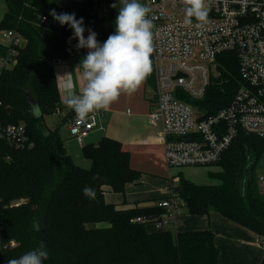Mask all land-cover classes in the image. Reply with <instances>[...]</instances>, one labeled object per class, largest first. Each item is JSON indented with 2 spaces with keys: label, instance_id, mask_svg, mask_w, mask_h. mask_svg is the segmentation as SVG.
<instances>
[{
  "label": "trees",
  "instance_id": "obj_1",
  "mask_svg": "<svg viewBox=\"0 0 264 264\" xmlns=\"http://www.w3.org/2000/svg\"><path fill=\"white\" fill-rule=\"evenodd\" d=\"M6 5L0 33L16 31L25 45L16 67L1 80L0 119L7 124L25 122L33 148L15 150L0 141V264L42 243L48 253L43 264H219L211 231L152 234L132 220L161 215L157 206L119 208L105 203L107 190L123 194L127 184L141 178L131 169L129 154L119 143L103 138L83 147L91 168H81L66 149L62 128L50 130L44 122L46 115L62 110L54 63L67 60L74 50L72 40L69 43L73 30L50 15L52 9L61 13L59 0H6ZM92 11L93 1L82 4L84 26ZM109 35L104 30L97 40L103 43ZM5 53L0 45V57ZM217 65L218 75L200 102L204 117L228 107L244 86L236 54L220 55ZM146 83L154 85V70ZM75 116L70 112L63 125ZM216 166L222 171L209 176L219 180V186H199L180 177L177 192L187 213H217L252 231L264 244V198L258 186L264 142L241 132ZM85 187L93 190L92 198L84 194ZM99 223L107 227L87 228Z\"/></svg>",
  "mask_w": 264,
  "mask_h": 264
},
{
  "label": "built area",
  "instance_id": "obj_2",
  "mask_svg": "<svg viewBox=\"0 0 264 264\" xmlns=\"http://www.w3.org/2000/svg\"><path fill=\"white\" fill-rule=\"evenodd\" d=\"M77 1L83 4L88 0ZM91 1L88 27L98 35L106 30L109 4L120 0ZM145 5L154 25L155 83L149 95L154 111L149 121L160 127L167 166H216L241 132L264 142V0H206L207 21L199 24L195 19L192 24L184 23L186 6L182 0H146ZM0 39L6 50L0 57L1 83L4 74L16 67L25 40L16 31L1 32ZM225 53L236 54L244 86L228 107L204 117L200 102L218 74L217 58ZM75 56L73 50L67 60ZM2 108L0 99V111ZM103 119V110L90 113L84 120L75 116L69 122L72 138L84 146L86 139L101 129ZM0 141L15 150L33 148L26 125L7 124L1 119ZM179 183V178H170L168 198L157 204L161 215L137 217L132 223L154 226L159 231L176 228L186 209L177 192ZM258 186L264 198L262 174Z\"/></svg>",
  "mask_w": 264,
  "mask_h": 264
},
{
  "label": "crops",
  "instance_id": "obj_3",
  "mask_svg": "<svg viewBox=\"0 0 264 264\" xmlns=\"http://www.w3.org/2000/svg\"><path fill=\"white\" fill-rule=\"evenodd\" d=\"M139 2L146 4V0H139ZM59 3L61 13H75L76 18H80L82 4L77 0H71L70 4L59 0ZM114 3L116 8L112 7ZM121 7L122 4L116 1H112L108 6L105 28L109 34L115 32V19ZM88 34L89 32L85 29V38ZM72 42L76 56L71 61L54 63V69L56 79L58 74L60 76L69 74L66 79L79 93L84 81L82 69L77 67L81 59L87 55L88 49H77L78 40L75 38ZM63 83L64 79L57 80L62 106L60 114L65 116V119L68 112H74V110L63 101ZM153 89L154 85H149L145 81L135 92L122 93L116 102L107 110H103L104 119L100 125L101 129H96L84 144V146L96 145L103 138L119 143L123 151L129 154L131 169L141 176L138 183L127 184L123 194L107 190L104 194L107 205L119 208H129L133 205L150 208L156 207L159 202L168 198L167 187L170 178L173 177V169H170L166 163L160 127L151 125L149 121L154 111L149 99ZM66 124L69 127V121ZM64 142L74 162L76 157L80 158V155H83L84 146H80L72 137ZM181 176L184 177L183 174L176 177L180 179ZM147 231L152 234L172 232L175 236L187 232L211 231L215 235V245L220 251L219 264H262L264 259V245L255 233L217 213L203 216H191L185 213L176 228L170 227L165 231H159L154 226H147Z\"/></svg>",
  "mask_w": 264,
  "mask_h": 264
},
{
  "label": "clouds",
  "instance_id": "obj_4",
  "mask_svg": "<svg viewBox=\"0 0 264 264\" xmlns=\"http://www.w3.org/2000/svg\"><path fill=\"white\" fill-rule=\"evenodd\" d=\"M182 2L186 6L185 24H192L193 19L198 24L207 21L206 0ZM120 3L122 7L115 19V32L103 43L97 40V33L91 29H88L89 34L85 38L84 20L77 19L75 13L58 14L55 9L50 11L54 21L73 30L69 43L75 38L78 40L77 49H88L77 67L82 69L84 81L79 93L66 79L69 74L57 75V80L64 79V103L74 110L80 120L95 111L107 110L122 93L135 92L152 73L154 25L149 18L150 8L139 0H120ZM112 7L116 8V3ZM83 191L89 198L94 196L93 190L88 187ZM47 258L48 253L42 243L39 248L10 259L8 264H43Z\"/></svg>",
  "mask_w": 264,
  "mask_h": 264
},
{
  "label": "rangeland",
  "instance_id": "obj_5",
  "mask_svg": "<svg viewBox=\"0 0 264 264\" xmlns=\"http://www.w3.org/2000/svg\"><path fill=\"white\" fill-rule=\"evenodd\" d=\"M66 1V4H70L71 0H64ZM7 11V5H6V0H0V22L2 21L5 13ZM85 29L88 31L90 29L88 26H84ZM97 33V32H96ZM1 40V39H0ZM218 75V74H217ZM60 110V109H59ZM58 110V111H59ZM54 114H49L46 115L44 118V122L46 126L50 130H55L59 127L62 128L61 130V137L63 140H70L71 139V134L69 132V127L67 124L63 125L62 121L65 116L61 115L59 111ZM70 112H68L69 114ZM20 124H24L25 122L21 121ZM75 164L80 166L81 168L84 169H90L91 168V163L85 159V157L81 154L80 158L76 157L75 158ZM221 168L218 166H212V167H188V168H180V169H173V177L179 176L180 174H183L184 178L193 182L196 185L199 186H219L221 182L217 179L211 178L209 176V173H219L221 172ZM260 178V176H259ZM19 202H14L13 204H18ZM187 213V210H184V214ZM91 227H96V228H105L107 227L106 224L104 223H99L96 225H87V228ZM175 236V234L173 233Z\"/></svg>",
  "mask_w": 264,
  "mask_h": 264
},
{
  "label": "water",
  "instance_id": "obj_6",
  "mask_svg": "<svg viewBox=\"0 0 264 264\" xmlns=\"http://www.w3.org/2000/svg\"><path fill=\"white\" fill-rule=\"evenodd\" d=\"M248 136H251L250 134H248ZM262 175L264 176V170H263V173H262Z\"/></svg>",
  "mask_w": 264,
  "mask_h": 264
}]
</instances>
